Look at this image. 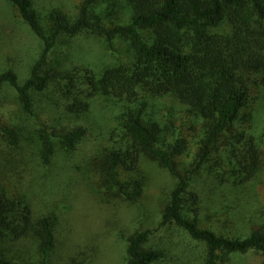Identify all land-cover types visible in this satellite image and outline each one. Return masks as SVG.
<instances>
[{
    "label": "trees",
    "instance_id": "1",
    "mask_svg": "<svg viewBox=\"0 0 264 264\" xmlns=\"http://www.w3.org/2000/svg\"><path fill=\"white\" fill-rule=\"evenodd\" d=\"M5 1L36 35L40 52L23 81L13 69L1 72L0 90L5 85L12 88L27 115L34 114L33 92L51 93L42 112L53 122L36 124L34 139L30 132L24 134L25 126L19 131L18 125H8L0 117V133L27 156L26 163L34 160L43 177V169L61 151H76L94 129L88 126L94 100L105 96L118 107L117 125L107 138L109 145L102 139L93 152L97 150L109 181L107 190L139 203L147 186L141 166L149 160L175 178L160 206L159 232L174 226L185 231L200 245L202 264H231L249 252L259 254L264 264V215L257 217L251 203L232 235L217 231L211 219L203 218L210 210L207 190L246 189L260 170L256 139L239 132L237 122L264 88V0H128L129 12L110 28L94 12L98 0H83L72 19L53 11L52 29L44 25L34 0ZM84 33L103 37L112 47L115 38L125 39L135 59L99 72L87 68L81 75L67 61L55 65L52 57L59 41ZM163 97L184 107L187 118L208 121L194 171L211 159L217 168L211 167L212 177L201 184L185 178L177 168L186 139L179 136L168 142L166 130L149 114L154 101ZM47 109L58 110L60 119ZM36 206L28 193L15 194L0 186V264H57L53 253L59 217L48 204L45 209ZM232 217L237 225L240 211L238 219ZM153 232L139 229L124 236L125 264L165 263L168 248L153 240ZM89 261L85 249L62 263ZM187 262L180 257L177 264Z\"/></svg>",
    "mask_w": 264,
    "mask_h": 264
},
{
    "label": "rangeland",
    "instance_id": "2",
    "mask_svg": "<svg viewBox=\"0 0 264 264\" xmlns=\"http://www.w3.org/2000/svg\"><path fill=\"white\" fill-rule=\"evenodd\" d=\"M82 1L34 0L47 29H52L53 11L63 12L72 19ZM129 7L128 0H98L94 12L103 20L106 19L107 27L110 28L116 20L129 12ZM113 45L114 47L105 38L91 33L75 38L63 37L52 61L55 65L67 61L77 68L74 73L81 75L87 68L99 72L135 59L134 51L125 39L117 37ZM39 52L36 35L24 23L16 9L5 0H0V73L13 69L19 74L20 81H23ZM32 95L34 114L27 115L17 93L5 85L0 90V117L8 125H18L19 131L25 126L24 134L28 136L30 132L34 139V126L49 120L48 114L42 112V106L48 99L51 100V93L47 90L43 93L33 92ZM113 105L114 102L105 96L94 100L88 124L94 129H90L76 151H61L53 164L43 169V177L42 173L39 175L36 162L32 160L26 163L27 156L9 145L8 140L0 133V186L11 193H28L35 200L38 209L51 206L49 210L60 220L58 245L53 253V260L57 264H64L62 262L69 255L85 249L90 252L89 264H125V237L136 230L147 228L154 231L152 238L155 242L168 248L165 263L159 264H177L180 257L185 262L188 261L187 264H202L200 245L192 241L185 231L177 226L162 233L158 230L160 206L166 193L175 184V178L167 171L149 160L143 162L141 168L147 179V186L141 201L136 204L107 190L109 181L104 175L103 166L99 165L97 150L93 152V148L102 139H106V145H109L107 138L117 125L114 116L118 107L114 108ZM47 111L49 114L56 113L60 119V112H56L58 110ZM149 114L166 130L164 133L169 138L168 142L174 143L179 136L186 139L184 151L177 160L180 173L199 184L203 179L212 177L209 175L213 174L210 172L211 167L217 168L214 159L199 171H194L201 151V140L208 130V121L187 118L185 108L172 102L170 97L156 99ZM62 121H55L54 124ZM52 122L53 118L49 120V125ZM237 125L239 132L255 137L261 153V164L253 183L246 189L237 188L233 191L225 186L223 191H206L210 210L203 214V218L211 219L209 223L217 231L227 235H232L235 226L243 223L241 218L245 215L248 203L255 208L254 213L258 211L257 217L264 215V88L260 98L243 111ZM239 211L240 219L236 225L232 215L235 214L238 219ZM167 239L169 242H166ZM261 261L259 254L249 252L235 257L231 264H260Z\"/></svg>",
    "mask_w": 264,
    "mask_h": 264
}]
</instances>
